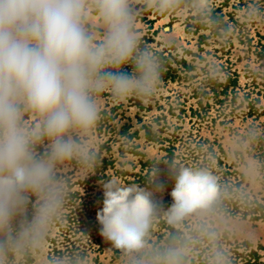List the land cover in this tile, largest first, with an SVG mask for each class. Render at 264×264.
Here are the masks:
<instances>
[{"label": "rangeland", "instance_id": "rangeland-1", "mask_svg": "<svg viewBox=\"0 0 264 264\" xmlns=\"http://www.w3.org/2000/svg\"><path fill=\"white\" fill-rule=\"evenodd\" d=\"M136 9L141 47L163 66L157 93L101 97L99 165L86 177L74 162L64 168V212L44 246L8 251L4 264H140L172 245L185 250L181 264H264L262 217L212 206L176 223L165 215L172 161L208 169L264 202V0H178L169 15ZM111 177L154 192L158 209L139 251L100 235L96 217Z\"/></svg>", "mask_w": 264, "mask_h": 264}, {"label": "clouds", "instance_id": "clouds-1", "mask_svg": "<svg viewBox=\"0 0 264 264\" xmlns=\"http://www.w3.org/2000/svg\"><path fill=\"white\" fill-rule=\"evenodd\" d=\"M137 5L169 15L178 0H0V264L8 251L44 246L64 212V168L74 162L86 177L99 165L101 97L119 103L157 93L163 66L141 47ZM169 173V221L216 199L208 169L172 161ZM157 209L153 191L111 177L96 217L100 235L139 251ZM184 254L172 245L140 264H181Z\"/></svg>", "mask_w": 264, "mask_h": 264}, {"label": "trees", "instance_id": "trees-1", "mask_svg": "<svg viewBox=\"0 0 264 264\" xmlns=\"http://www.w3.org/2000/svg\"><path fill=\"white\" fill-rule=\"evenodd\" d=\"M217 187L218 195L211 205L213 208L225 213L250 214L254 218H264V202L233 191L231 184H228L227 181L222 183V179L219 178L217 179Z\"/></svg>", "mask_w": 264, "mask_h": 264}, {"label": "bare ground", "instance_id": "bare-ground-1", "mask_svg": "<svg viewBox=\"0 0 264 264\" xmlns=\"http://www.w3.org/2000/svg\"><path fill=\"white\" fill-rule=\"evenodd\" d=\"M175 28L178 29V27L175 25Z\"/></svg>", "mask_w": 264, "mask_h": 264}]
</instances>
